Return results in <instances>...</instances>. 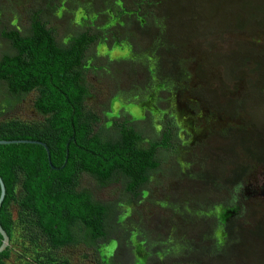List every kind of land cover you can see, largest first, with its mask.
<instances>
[{"label":"trees","instance_id":"16d2710c","mask_svg":"<svg viewBox=\"0 0 264 264\" xmlns=\"http://www.w3.org/2000/svg\"><path fill=\"white\" fill-rule=\"evenodd\" d=\"M111 1L116 4V0ZM120 2L115 25L97 26L87 13L67 39L55 21H59L60 0H33L25 7L24 23L0 25V85L10 95L7 104L14 106L36 94L33 107L44 119L42 124L0 120V140L39 141L47 146L0 145V176L6 187L0 224L10 237V245L18 240L16 231L27 225L31 241L45 254L50 252L52 264H69L60 254L54 256L64 248L78 246L104 264L100 250L113 241L120 245L116 227L122 224L125 231L130 223L120 222L123 207L119 199L101 201L90 190L78 188V179L87 176L100 189L119 185L122 203L132 206L145 201L153 176L162 172L178 180L176 205L190 219L194 217L191 214L209 212L216 205L239 209L224 225L222 245L214 238L216 217L203 218L194 226H179L180 235L187 238L186 249L175 257L160 256L162 263L250 264L249 252L255 254L264 248V202L254 200L247 205L249 198L243 193L254 169L264 167V58L261 62V57L252 53L264 54V44L256 43L257 35L252 41L237 42L236 47L232 43L236 36L248 37L256 31L264 34L258 18L264 15V0ZM119 29L120 36L115 33ZM111 32V44L128 42L134 54L140 40L146 41L157 59L155 69L160 71L170 64L166 73L183 83L184 87L176 90H190L185 83L191 78L186 64L196 62L197 80L190 81H202L207 87L191 90L192 95L201 99L210 113L244 120L222 136L217 132L218 138L209 137L204 148L199 146L192 172H181L178 164L177 172L170 169L169 159L181 155L182 148L170 111L163 108L161 129L157 130L149 113L142 120L127 114L109 118L107 111H98L90 104L94 97L89 82L94 61L90 53H95ZM207 35L214 37L215 53L206 59L205 69L200 57L196 61L198 57L189 53L201 55L192 46ZM156 40L171 44L156 48ZM220 69H225L224 84H244L239 99L211 87L210 79ZM166 90L156 91L159 107L165 106L161 96ZM2 242L0 234V246ZM10 245L0 254V264H8ZM151 254L147 264H156L161 251Z\"/></svg>","mask_w":264,"mask_h":264},{"label":"rangeland","instance_id":"374dc122","mask_svg":"<svg viewBox=\"0 0 264 264\" xmlns=\"http://www.w3.org/2000/svg\"><path fill=\"white\" fill-rule=\"evenodd\" d=\"M32 1L0 0V25L9 21L24 23L27 15L25 7L27 3ZM60 1L61 9L56 15L59 21L57 19L55 21L59 23L60 31L65 39L69 37L70 31L75 26L82 24L83 19L87 18V13L90 22L97 26H113L117 22L115 11H118V7L111 0ZM226 15L227 13L224 14V16ZM258 18L264 25V15ZM113 33L105 36V38L108 37L106 42L99 44L95 53H90L91 58H94L89 74V82L94 92L90 104L98 111H107L109 118L127 114L133 119L142 120L149 113V118L157 130L161 129L163 108L167 109L171 112L174 123L178 126V135L182 144L181 155L175 159H169L170 169L172 168L177 172L179 170L178 164L181 172H192V168L197 163L195 153L199 150V146L204 148V143L208 141L209 137L218 138L217 132L221 133L219 136H222L230 127L244 124V120L242 118L233 120L223 117L219 113H210L203 107L201 99H199L200 102L192 95L191 90L196 92L199 87H207L202 81L200 83L190 81L192 78L197 80L195 77L196 62H192L190 65L186 64L191 78H189V82L185 83L190 90H176L175 88H183V83H179L178 78L173 80L171 75L166 73L170 64L164 66L165 71L155 69L157 59L155 56L153 59L151 48L146 41H138L139 43L134 50L136 54H134L128 42L122 40V42H112L113 44H111ZM115 33L120 36V29ZM256 35L259 39L256 43L263 45L264 34L258 31L253 32L248 37L246 35L236 36L232 45L236 47L237 42L247 39L252 41ZM214 43L213 35L210 37L207 35L192 46L193 51H201L202 54L194 55L190 52L189 56L198 57L196 61H199L200 57L203 68L207 69L206 59L215 53V48L212 46ZM247 43L249 42L247 41ZM170 44L168 40H156L154 47L167 48ZM221 49L225 50L227 47L221 45ZM252 53L255 57H261L262 62L263 53L257 51ZM237 62L238 58L235 57L234 64ZM262 73L264 74V69ZM224 75L225 69L218 70L210 79L211 87L220 94L235 95L234 97L239 99L244 84L239 83L236 86L230 83L224 84L222 80ZM150 87L154 91L150 92ZM162 89H167L161 96L165 106L159 107L156 91ZM233 89H237V91L233 92ZM9 96L5 87L0 85V120H15L24 124L43 123V117L33 107L36 94L26 97L14 106L7 104ZM261 125L264 126V123ZM263 175L264 167L255 168L247 179V185L255 186L264 182ZM173 177L170 173L159 172L155 174L152 179L153 182L150 184V194L146 196L145 201L141 205L132 206L122 203L124 198L119 185L100 189L87 176L83 175L78 179V188L90 190L101 201L108 202L119 199L123 207L120 222L130 223L129 227L126 225V232L123 230L124 225L119 224L118 228L116 227L115 238H121L120 245L113 241L100 250L101 260L104 264H147V260L151 258L149 256L155 250L161 251V255L157 254L159 261L156 264H163L160 256L175 257L186 249L187 238L180 235L178 227H188L190 226L189 223L194 226L197 221L203 218L209 220L211 217H216L218 219L214 238L219 245L224 244L226 239L224 225L238 213L239 209L223 208L221 205H216L209 212L191 214L194 217L190 219L185 212L184 214L177 208L174 192L178 180ZM15 235L18 240L16 241L15 238L10 245L11 257L7 260L8 264L53 263V256H50V252L45 254L42 247L35 245L36 241H31L30 235L32 234L27 225L23 226L21 230H17ZM258 250V252L255 251V254L248 251L250 264H264V248ZM58 254L63 256L69 264H99V257L83 246L64 248L58 251L54 257L59 256ZM112 258H114L113 262L111 261Z\"/></svg>","mask_w":264,"mask_h":264},{"label":"water","instance_id":"95a60500","mask_svg":"<svg viewBox=\"0 0 264 264\" xmlns=\"http://www.w3.org/2000/svg\"><path fill=\"white\" fill-rule=\"evenodd\" d=\"M12 144H39L44 146L47 149V146L39 141H30V140H12V141H5V140H0V145H12ZM49 154V158H50V153L48 151ZM0 187H1V195H0V209L2 206V203L5 199L6 196V187L5 184L3 182V179L0 176ZM0 234L3 237V242L0 246V254L3 253L5 250H7V248L10 245V237L8 235V233L4 230V228L2 227V225L0 224Z\"/></svg>","mask_w":264,"mask_h":264},{"label":"flooded vegetation","instance_id":"af4514ba","mask_svg":"<svg viewBox=\"0 0 264 264\" xmlns=\"http://www.w3.org/2000/svg\"><path fill=\"white\" fill-rule=\"evenodd\" d=\"M116 4L121 7L120 0H116ZM263 178H264V175H263ZM243 193H244V196H247L249 198L248 200L249 202H247V205L253 203L254 200H257V199L264 202V182L259 183V185H255V186L252 184L249 186L247 185Z\"/></svg>","mask_w":264,"mask_h":264}]
</instances>
